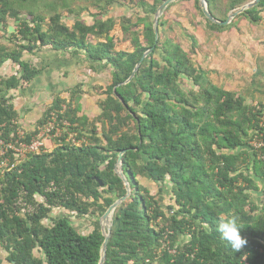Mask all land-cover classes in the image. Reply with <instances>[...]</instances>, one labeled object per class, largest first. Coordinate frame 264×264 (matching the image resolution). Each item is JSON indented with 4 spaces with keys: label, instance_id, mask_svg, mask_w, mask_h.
<instances>
[{
    "label": "trees",
    "instance_id": "16d2710c",
    "mask_svg": "<svg viewBox=\"0 0 264 264\" xmlns=\"http://www.w3.org/2000/svg\"><path fill=\"white\" fill-rule=\"evenodd\" d=\"M86 1L88 7H80L76 16L93 7L97 13L91 14L92 24L76 20L69 30L57 11L75 14L73 0H53L48 22L43 11H26L36 4L49 7L43 0H0V23L9 15L17 24L12 35L16 49L0 45V66L7 61L18 66L16 75L0 78V131L5 141L18 127L6 94L28 85L43 70L21 60L23 52L33 55L50 47L53 53L83 56L91 70H108L110 77L93 122L77 115L82 96L78 86L67 89L68 100L57 96L35 125L56 112L59 120L74 126L71 131L80 144L62 141L0 174V248L7 263L99 264L104 241L99 218L126 194L115 173L124 151L121 169L130 195L112 215L104 264H264V187L256 184H264V146L250 145L260 134L264 141V107H250L242 96L214 85L189 53L164 39L161 22L155 42L152 18L166 0H129L141 13L135 23L121 17L118 40L110 36L116 21L104 16L127 0ZM193 1L211 30L231 28V23L209 22L199 0ZM248 1L205 0L210 14L221 22ZM262 12L264 0L238 17L258 24ZM89 37L103 42L91 43ZM117 42H129V49L117 50ZM151 48L134 77L123 84ZM183 81L190 87L183 88ZM62 105L66 110L60 113ZM94 122L103 125L101 134ZM32 134L28 131L26 139ZM141 180L157 191L151 192ZM166 190L169 204H164ZM256 193L263 197L262 204L255 202ZM56 210L67 215L52 216ZM70 214L89 218L92 230L85 234L76 228ZM225 216L237 219L248 241L240 252H233L217 231Z\"/></svg>",
    "mask_w": 264,
    "mask_h": 264
},
{
    "label": "rangeland",
    "instance_id": "374dc122",
    "mask_svg": "<svg viewBox=\"0 0 264 264\" xmlns=\"http://www.w3.org/2000/svg\"><path fill=\"white\" fill-rule=\"evenodd\" d=\"M43 1L49 7L44 6V4H36L35 6H28L26 11L28 12L32 9H35L36 11L41 10L43 12H40V14H42L44 21L48 22L50 13H52L50 11V7H53V0ZM74 1L75 0H73V3ZM251 1L253 0H249L248 3ZM88 3L89 2L86 0H76L72 8V10L75 11V14L67 10H58L57 12L61 15V23L69 30H71L76 20L82 21L85 25H91L94 20L91 17V14L97 13V10L93 7H89L88 10L79 12L76 16L79 8L84 6L88 7ZM140 13V9H136L134 4L129 0H127L125 4H115V6L109 10V13L104 16L106 20L113 18L116 21V25L111 30L110 36H113L114 39L119 38L118 36L121 34L120 22L123 21L121 17L130 18V21L135 23L137 21L138 14ZM260 16L262 17V21L258 24H252L237 15L230 22L232 24L230 29L216 32L208 27L204 18L198 13V11L195 10L193 0H176L163 11L161 16L158 18L157 25L160 22L164 24L162 31L160 30V32L165 35L164 39L169 38L173 40L179 44L185 52L189 53L195 66L201 67L203 70L207 71L214 85L242 96L248 106L257 108L259 103H261L264 107V12H262ZM21 18L24 19L25 17L21 16ZM6 19L7 21L5 24L0 23V45L4 46L8 50H13L16 49L17 41L14 42L12 35L13 32L16 31L17 24H15L13 18L9 15ZM153 20L154 16L152 18V22ZM88 41L94 44L103 42V40L95 37H89ZM117 43V50L129 49V42ZM67 55L71 60L73 59L72 61L80 60L77 65L80 67L78 70H85L86 75H82V79L75 78L73 81L71 80L72 82L67 83V88L64 90L62 89L59 93H55L53 95L48 94V96H46V94H44L45 92L38 90V93L35 94L32 98L33 100H30L28 104L19 103L21 108H24L25 106L28 107L29 113L37 117L33 118L31 116H26V112H23L21 118H18L17 114V121L22 120L24 123L33 122L31 125L32 127L35 126L36 123L43 117L47 107L51 105L57 96L63 100H68L69 95L68 92H66V89L78 86V89H81L82 96L79 102L80 112L77 115L85 118L89 122H93L95 120V117L100 113L98 102L105 98V96L102 95V92L109 84L110 77L108 70L101 71L102 69L99 67L100 65L95 64L94 66H98L100 70L94 72L89 68L87 59L83 58V56L72 58L66 53L62 55L61 53H53L51 52L50 47H43L36 51L33 55H28L23 52L21 60L33 61V63L38 65L39 69L44 67V65H48L50 68L49 71H54L53 78L58 76L57 79H59L62 78L63 71H66V69L71 68L72 66H58V64H62V61L56 62L54 61V58L58 56L62 57V59H67ZM17 73L18 66L10 61H7L3 64V66H0V78H8L16 75ZM63 75L66 76L67 72ZM79 83L83 84V86ZM29 84V86L34 88L33 80ZM75 84H78V86H74ZM21 87L27 89L26 85H22ZM187 87H190V82L183 81V88L186 89ZM16 93L17 92L15 90L13 94L16 95ZM43 94L44 96H42ZM10 101L11 100H9V103ZM94 124L97 128V132L101 134L103 125L100 122H94ZM87 129L89 130L90 128L88 127ZM253 141L254 140L250 141L252 145L255 144ZM76 144L78 145L80 142L76 140ZM45 146L47 147V151H52V149H50V142L47 141ZM4 171L6 170H0V174ZM140 182L143 185H148L151 192L157 191L156 186L152 183H147L144 180H141ZM256 184L258 187L261 186L260 181H257ZM167 192V190L164 192L166 198L164 204H169V198L166 197ZM260 195V193H256L257 199H255V202L257 201L262 204L263 197ZM65 214L67 215V212L63 210H56L52 212V216L54 217H60ZM70 215V219L73 220L72 222L75 224L76 228L83 231L85 234L92 230L90 224L91 220H89V218L77 219L74 214ZM101 217L99 218V222ZM36 256L42 257L40 254H37ZM0 264H9L6 261V253L1 248Z\"/></svg>",
    "mask_w": 264,
    "mask_h": 264
},
{
    "label": "built area",
    "instance_id": "2783aa9c",
    "mask_svg": "<svg viewBox=\"0 0 264 264\" xmlns=\"http://www.w3.org/2000/svg\"><path fill=\"white\" fill-rule=\"evenodd\" d=\"M66 107L62 105L63 113ZM260 126L264 128V118L260 122ZM74 127L70 122L57 118L56 112H51L48 118L38 125L31 135L30 139L27 140L28 132L24 129L17 127L12 136V139L5 141L3 139L2 132L0 131V170H7L16 166L32 155H39L47 151L45 143L48 141L51 143V148L56 147L64 141L70 145L76 144V133L71 131ZM260 139L254 140V145L251 146L258 148L264 146V141H262V134L259 135ZM64 139V140H63Z\"/></svg>",
    "mask_w": 264,
    "mask_h": 264
},
{
    "label": "crops",
    "instance_id": "0c3cea01",
    "mask_svg": "<svg viewBox=\"0 0 264 264\" xmlns=\"http://www.w3.org/2000/svg\"><path fill=\"white\" fill-rule=\"evenodd\" d=\"M72 60L69 58V56L67 57V59H62V57H58V56L54 58V61H56V62L62 61V64H58V66H61V67L63 65L66 67L72 66L71 68L66 69V71H63V74H65V72H67L66 76H64L62 74V78L57 79L58 76L53 78L54 71L50 72L49 66L44 65V67H43L44 70H42L41 74H39V76H37L36 78L33 79L34 85L33 84L32 85L34 86V88H32V86H29L30 84H28V85H26L27 89H25L24 87H20L22 89L19 88L16 91L17 92L16 95L13 94L14 91H11V92L6 94V98H11L10 104L14 108L15 112L18 114V118L22 117L21 115L23 114V112H26V116H31L33 118L37 117V116L29 113L28 107L25 106L24 108H21L19 103L21 102V104H24V103L28 104V102L30 100L31 101L33 100L32 98L35 96V94L38 93V90H42L43 92H45L44 94H46V96H48V94L53 95L55 93H59L60 90H62V89L64 90L65 88H67V85H68L67 83L72 82L75 78L76 79H82L83 78L82 75L85 74V70H78V69H80V67L77 66L79 64L80 60H75V61H72ZM37 78H39V79H37ZM79 84H81V83H79ZM81 85L83 86V84H81ZM74 86H78V84H75ZM44 94L42 96H44ZM31 124H33V122L24 123V122H22V120L17 121L18 127L21 128L23 126L24 128L23 127L22 128L27 132L33 131L35 129V126L32 127ZM30 125H31V127H30ZM263 187H264V184L261 183V186L259 188H263Z\"/></svg>",
    "mask_w": 264,
    "mask_h": 264
},
{
    "label": "water",
    "instance_id": "95a60500",
    "mask_svg": "<svg viewBox=\"0 0 264 264\" xmlns=\"http://www.w3.org/2000/svg\"><path fill=\"white\" fill-rule=\"evenodd\" d=\"M176 0H166L164 1L156 10L155 14H154V20H153V27H154V33H155V42L158 39V28H157V22H158V18L161 16V14L163 13V11L173 2H175ZM260 2V0H253L245 5H243L241 8H239L238 10H236L235 12H232L231 14H229V16L227 17V19L223 22L218 21L217 19H215L209 12L207 4L205 2V0H199V4H200V8H201V12L204 15V17L211 23L213 24H217L220 26H227L228 24H230V22L237 16L242 14L244 11L251 9L253 7H255L258 3ZM153 48L149 49L148 51H146L143 56L141 57V59L139 60V62L136 64L132 74L130 75V77L127 79V81L123 84H127L128 82H130V80L134 77L136 71L138 70L140 64L142 63V61L144 60V58H146L151 52H152ZM122 154H124V151H122L121 153H119L118 155V161L116 163V169H115V173L116 175L122 180L125 190H126V194L125 196H123L122 198H120L119 200H117L115 203H113L108 209L107 211L102 215L101 220H100V230H101V234L104 237V241L101 245L100 248V260H99V264H104L105 259H106V249H107V243H108V239L110 237V231H111V227H112V215L115 211V209L122 203L124 202L128 196L130 195V187L129 184L126 180V178L124 177L123 173H122V169H121V156Z\"/></svg>",
    "mask_w": 264,
    "mask_h": 264
},
{
    "label": "clouds",
    "instance_id": "9594fccd",
    "mask_svg": "<svg viewBox=\"0 0 264 264\" xmlns=\"http://www.w3.org/2000/svg\"><path fill=\"white\" fill-rule=\"evenodd\" d=\"M264 129V128H263ZM221 239L226 241L233 252H240L248 241L241 235V226L233 216H225L217 225Z\"/></svg>",
    "mask_w": 264,
    "mask_h": 264
}]
</instances>
